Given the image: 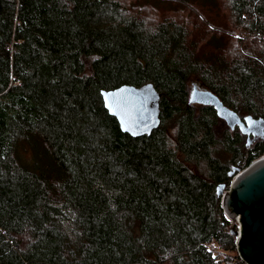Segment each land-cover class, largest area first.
<instances>
[{
	"label": "trees",
	"instance_id": "16d2710c",
	"mask_svg": "<svg viewBox=\"0 0 264 264\" xmlns=\"http://www.w3.org/2000/svg\"><path fill=\"white\" fill-rule=\"evenodd\" d=\"M205 1L239 39L181 19L201 0H0V264H247L217 186L264 138L189 99L264 117V0ZM148 82L161 124L134 137L101 91Z\"/></svg>",
	"mask_w": 264,
	"mask_h": 264
},
{
	"label": "water",
	"instance_id": "95a60500",
	"mask_svg": "<svg viewBox=\"0 0 264 264\" xmlns=\"http://www.w3.org/2000/svg\"><path fill=\"white\" fill-rule=\"evenodd\" d=\"M101 95L105 108L117 118L121 130L131 136L149 135L160 126L162 94L152 82L140 86L122 84L102 90ZM189 102L213 106L230 129L238 127L246 135L247 147L264 138V117L251 114L241 117L211 90L194 84ZM229 176L234 177L229 190L226 183H220L217 193L222 197L227 216L240 223V230L235 232L239 253L247 264H264V156L243 170L233 168Z\"/></svg>",
	"mask_w": 264,
	"mask_h": 264
},
{
	"label": "rangeland",
	"instance_id": "374dc122",
	"mask_svg": "<svg viewBox=\"0 0 264 264\" xmlns=\"http://www.w3.org/2000/svg\"><path fill=\"white\" fill-rule=\"evenodd\" d=\"M203 1L206 2L205 0H201V2L203 3V7H201L202 8L201 9L202 11H200V12L202 14L201 13L199 14V12H197V13L195 12L196 15H197V19H196V17L191 16L187 11H186L185 15L181 19L183 21H185V22H187V21H191V22H202V23L205 24V26L213 25V26L221 27L220 30L222 32H224V34H226L228 36V38H232V39H229V41L230 40H234L235 38H238L239 39V37L243 34L242 32L244 30H234V29H231L230 28V24L228 22V19H227V17H225L224 10H223L222 7L220 5L216 6V5H213L211 3L206 4ZM191 5H193V4H191ZM150 6L156 11V12L154 11V14H152L151 16L157 18L158 17V14H161L160 12H161V8L162 7L161 6H152V5H150ZM189 26H192V25L190 24ZM213 45L214 44L207 45L204 48L205 51H207V52L212 51V48L213 47H210V46H213ZM221 156H222V159H224V160H226L228 157H230L228 155V153H226V152L225 153L223 152V155L221 153L220 154V157ZM241 167H242L241 168L242 170L244 168H246V167H243V166H241ZM237 174H239V172H237ZM232 180H234V177H233ZM229 187H230V184H229V186L227 185V190H229ZM233 221L238 223V230H240V223H239V221L237 219L236 220H233Z\"/></svg>",
	"mask_w": 264,
	"mask_h": 264
},
{
	"label": "built area",
	"instance_id": "2783aa9c",
	"mask_svg": "<svg viewBox=\"0 0 264 264\" xmlns=\"http://www.w3.org/2000/svg\"><path fill=\"white\" fill-rule=\"evenodd\" d=\"M238 175V174H237Z\"/></svg>",
	"mask_w": 264,
	"mask_h": 264
},
{
	"label": "snow or ice",
	"instance_id": "6c2138e0",
	"mask_svg": "<svg viewBox=\"0 0 264 264\" xmlns=\"http://www.w3.org/2000/svg\"><path fill=\"white\" fill-rule=\"evenodd\" d=\"M250 119V118H249Z\"/></svg>",
	"mask_w": 264,
	"mask_h": 264
}]
</instances>
